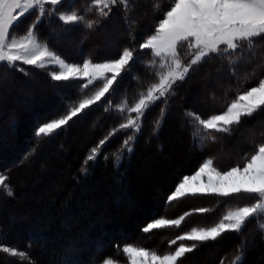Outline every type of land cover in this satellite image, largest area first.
<instances>
[{
	"label": "trees",
	"instance_id": "1",
	"mask_svg": "<svg viewBox=\"0 0 264 264\" xmlns=\"http://www.w3.org/2000/svg\"><path fill=\"white\" fill-rule=\"evenodd\" d=\"M73 3L84 5L86 0H69L65 7H69ZM157 4L160 6L159 9L154 8V5ZM169 4L170 0H133V6L127 12L117 5L106 18L89 16V19L96 21L93 28L88 29L80 25L65 34L71 35L80 31L82 33H98L111 27L115 34L123 33V37L117 39L113 49L103 43L100 38L93 39L88 43L84 33L76 43L80 49L77 56L70 53L71 45L65 46L66 52L62 53L57 51V47L54 50L49 43L47 44L69 62L80 63L85 59L93 62H104L116 59L123 49L134 47L145 36L152 33L156 22L162 18V12L167 10ZM146 12L150 15H146ZM130 13L136 14L132 21L129 20ZM53 23L57 28L62 26L61 30H64V26L56 17L55 20L53 17H45L37 25L41 40H43L41 34L43 30L40 27L53 29L55 28ZM74 29L77 30L73 32ZM147 51H138L135 54L134 62L118 78L109 95L106 94L104 98L86 109L85 113L74 117L67 125L48 137L40 139L35 137L36 123H26L31 117L29 113H20V117L18 115V117L14 116L8 120L5 118V114L0 118V120H6L7 123L4 122L8 124V134L11 135L16 144L23 143L19 150L20 155L15 159L13 166L2 160L4 154L0 150V174L3 170L1 166L6 167L5 174L11 178L9 175L11 170L20 167L22 162L27 159L29 163H32L30 170L33 173L46 176L45 182L42 181L44 183L38 185L44 187L46 184V191L51 192L49 194L50 199L44 203H34L31 200L27 204L32 208L48 206V213L55 218L56 223L48 226L47 235L52 236L54 231H58L63 237L61 242L55 245L46 243L44 246L45 257L40 258L36 254L37 260L33 256L34 252L37 253V248H40V245L38 246V243L32 240V234L22 237L21 243L23 242L25 249L33 255V264H96L102 258L115 255L125 245L141 243L140 240L143 236L147 239H153L147 248L160 253L171 252L176 244L181 242L177 241L176 244H170L171 240L176 239L185 230L211 226L230 208L254 202L252 198L243 195L239 197L189 195L177 199L176 202H168V197L184 176L193 174L208 158L213 159L216 167L224 169L234 162L242 163L243 154L244 156L250 154L247 149L243 148L239 154H235V157L228 156L226 158L221 156L219 150H226L228 145H232L234 139L238 138L244 128L255 126L261 119H264V109L255 112L250 117H242L240 124L233 125L229 133H213L216 137L215 141L205 140L203 142L194 138L193 125L186 113L194 112L201 118L221 113L237 94L256 85L261 76H264V43L258 42L251 54L244 56L236 69L235 76L232 74L227 60L217 57L215 54L211 58H205L199 65L191 68L183 81H178L175 84L173 88L174 97H168L166 102L157 101L144 113L138 132L124 131L120 128L121 123L125 122L127 115L135 117V114H122L119 109L126 104L134 103L139 94L145 91L155 79V70L148 66L152 57L147 54ZM181 57L183 58L182 50ZM218 68L223 70V76L225 81L229 82V88L225 90L216 88V91L210 93L211 100L209 103L193 106L186 101H180L179 97L184 98L183 92L190 93L200 90V81L205 78L194 80L193 86L186 88L193 76L200 71L210 72L208 79H211L212 76H215ZM48 71L47 68L30 67L25 69L27 75L25 72L22 73L13 69L10 71L20 83L22 80L25 83L27 78L30 79L28 80L29 83L32 82V77L33 80L43 78L44 83L52 90L60 89L61 95L58 96L48 87L50 89L49 96L52 97V100L59 99V101L57 100L59 107L54 112L46 111L42 114L37 121L38 123L39 121L43 122V119H51L54 116L59 117L65 114L70 105L81 94L78 87L82 83L81 81H55L51 79ZM69 86H74L73 90ZM93 86L95 84L90 88L94 89ZM185 88L187 91H184ZM90 93L91 91H87V94L81 95L87 96ZM124 100L126 102L122 103ZM161 109H163V116H161ZM175 112L180 116L178 117L179 124L173 119ZM158 119L160 124L157 128L154 125ZM260 127L264 128V123L260 124ZM130 133L134 137L131 151H125L121 159L116 162L115 156L122 149L120 148L121 144ZM88 134H90L91 139L85 141L84 138ZM77 136L79 138L73 143L68 142ZM218 136L223 139L220 141L222 146L219 145ZM262 137H264V133ZM101 141H104L103 145L100 144ZM255 144L253 143L252 147ZM93 148H98V154L95 159L88 160L87 157ZM251 149L253 150V148ZM27 151L31 152L28 157ZM50 153L53 154L48 155ZM46 157H49L47 162H45ZM60 160H63V163H60ZM43 162L46 164V167L43 165L44 169L40 166ZM23 168L25 167L19 168L12 174L13 183L11 186L14 188V196L17 197L22 191L17 182L23 177L21 174ZM60 176H63L64 179L59 188L52 191L51 187H47L51 181ZM23 191L29 194L35 193V189L29 187ZM14 196L6 197L7 204L18 206ZM83 201H88L93 207L88 212L89 218H96L103 212L106 220L110 221L109 227L112 228L113 224L120 223L126 231V236L108 235L104 241H100L98 248L91 246L80 249L81 245H79L78 251L71 249L66 244V239L82 237L84 233L80 232V227L81 225L87 226L89 223L79 212ZM201 208L211 209V211L206 213L196 211ZM183 214H187L184 220L185 224L183 223L184 226L175 228L168 226L148 233L142 230L148 223L160 217L167 215L178 218ZM67 218L69 223L74 221L73 224H69L64 229L59 226L58 220H66ZM6 223L5 220L3 224L5 229H7ZM101 224V222L97 223L89 232L95 234L94 232L101 227ZM258 224L259 219H250L239 232H226L215 241L200 243L194 251L185 254L178 261V264H222V262L223 264H232V259L237 254L238 249L243 253L241 264H259L261 256L264 255V231L258 227ZM251 235L254 238L258 237L259 243L256 248H251L246 244V239ZM159 237L161 240L158 239Z\"/></svg>",
	"mask_w": 264,
	"mask_h": 264
},
{
	"label": "snow or ice",
	"instance_id": "2",
	"mask_svg": "<svg viewBox=\"0 0 264 264\" xmlns=\"http://www.w3.org/2000/svg\"><path fill=\"white\" fill-rule=\"evenodd\" d=\"M69 0H0V67H7L25 72L23 65L46 69L55 65L58 70L49 73L52 80L83 81L78 87L81 94H92L80 99L69 107L60 118L46 122L35 130V137H48L74 117L96 104L113 90L118 78L135 60L138 51L148 50L152 57L149 67H156L154 82L141 92L138 99L121 107L122 114L134 113L135 118L127 115L121 129L138 132V120L157 101H167L173 94V86L183 81L191 68L200 64L213 54L229 62L232 74L246 54H251L254 46L264 43V0H170L167 10L162 12L151 34L132 48H125L118 58L93 62L84 60L80 64L69 63L42 41L37 25L45 18L56 17L65 31L83 25L93 28L95 19L108 17L117 5L127 12L133 6V0H86L84 10H78L76 4L65 7ZM159 4L154 8L159 9ZM34 12V19L23 31L19 32L16 22L26 13ZM181 49L191 58L184 62ZM27 75V73L25 72ZM110 74V75H109ZM99 82V83H97ZM96 85L94 89L90 86ZM264 109V76L257 84L237 94L219 114L201 118L194 112L186 115L193 125L194 138L201 142L215 141L213 133H229L233 125H238L242 117H250ZM107 110V109H106ZM163 116V109H161ZM155 121L154 127L159 126ZM134 139L129 135L124 141V148L131 151L129 142ZM104 141L100 144L103 145ZM98 148H93L88 160L95 159ZM7 177L0 174V189L11 195ZM188 195H215L218 197H239L241 195L254 200L251 204L238 205L226 211L219 220L207 227H194L181 234L170 244L178 240L191 241L189 245L180 244L174 251L159 254L136 246H125L122 251L128 257V264H178L187 253L195 250L198 244L217 240L223 233L239 232L250 219H264V142L254 145L250 154L242 157V163L221 170L214 165L212 158L205 160L193 175L184 176L169 195L168 202ZM206 213L211 209L196 210ZM183 217L177 219L158 218L148 223L142 230L148 233L166 226L179 227ZM264 231V224H260ZM0 251L13 257H27V253L6 245H0ZM243 253L238 249L232 264H241ZM29 264L31 258L27 257ZM101 264H112L111 258H105ZM223 264V262H222Z\"/></svg>",
	"mask_w": 264,
	"mask_h": 264
},
{
	"label": "rangeland",
	"instance_id": "3",
	"mask_svg": "<svg viewBox=\"0 0 264 264\" xmlns=\"http://www.w3.org/2000/svg\"><path fill=\"white\" fill-rule=\"evenodd\" d=\"M77 6H78V10L83 11L85 4L84 5L78 4ZM69 7H71V5ZM150 11H151V9H150ZM134 14L135 13L129 14L130 15L129 16L130 21H132L134 16H136V14L135 15ZM34 15H35L34 12H29V13H26L25 16L21 17L20 20L23 23L20 20L16 22L17 30L19 32H23L28 27V25L33 21ZM146 15H150V13L146 12ZM53 20H55V17H53ZM125 22L127 23V20ZM52 25L54 26V23ZM54 27L55 28H53V29H51V28L46 29L47 27L44 28L42 26L40 27V29L43 30L41 33L43 35L42 41L49 43L54 50H56V47H57L58 48L57 51L62 52V53L66 52L65 46L71 45L72 47H71L70 53L73 56L79 55L80 49L78 48L76 43L81 39L83 33H84V36L88 39V41H87L88 43L93 39L100 38L103 41V43L108 45V47L111 49H113L116 46L117 39L123 37L122 32L117 33V31H116L117 34H115L113 32L114 29H112L111 27H108L107 29H103V30H101V32L99 31L98 33H96V32L95 33H87V32L82 33V31L76 33L75 31L77 29H74L73 32H75V33L74 34L72 33L71 35H65L66 33H68V31L61 30L62 26L60 28H57V26H54ZM59 47H60V50H59ZM181 50L183 52V58L181 57V59L184 62H187L191 57L186 55L185 49H181ZM60 57L62 59H64L62 56H60ZM64 60L66 62H69L66 59H64ZM108 61H110V60H108ZM82 62H80V63H82ZM69 63H74V62H69ZM80 63H76V64H80ZM195 66H197V65H195ZM22 67L24 69H26L27 67L34 68L32 66H29V65H23ZM153 69L155 70V72L157 71L156 67H153ZM47 70H49L48 73H50L52 71H57L58 68L55 65H50L47 68ZM10 71H11L10 68L0 67V118L5 114L4 116L8 120L9 118H11V119L14 118V116L18 117V115L20 113H25V114L29 113L31 117L27 120L26 123L27 124H31V123L34 124V122H35L36 123L35 130H36L39 126L43 125L44 123L50 122V121L55 120L57 118H60L61 116L64 115L63 114L59 117L54 116V118L52 117L51 119L50 118L43 119V122L39 121V123H38L37 121L40 119L42 114H44L46 111H49L50 113L54 112L55 109L57 107H59V103H58L59 99L56 98L58 101L52 100V97L49 96L51 88L44 83L43 78H37V79L33 80V77H32L31 78L32 82H30V83L28 81L30 79L27 78V81L25 83H24V80H22L20 83L19 80L14 78L13 74H11ZM18 72H20V71H18ZM22 73H24V72H22ZM209 73L210 72H201L200 71L195 76H193L192 79L189 81L188 85H186V88L192 87L193 86L192 83L195 82L194 80H197L198 78H203V79L205 78L203 80L204 82L200 81L201 82L199 84L200 90L199 91H191L190 93L189 92H183V94H184L183 97L185 99L182 97H179L180 101L181 100L186 101V102L192 104L193 106H197L200 103H206V102L209 103L211 100L210 93L212 91H216V88L224 89V90L226 88H229V82L225 81V78L223 76V70L221 68H218V70L215 73V76H212L211 79H208ZM81 82L83 83V81H81ZM97 83H99V82H97ZM220 85H221V87H220ZM48 87L50 89H48ZM93 87H96V85ZM174 87H175V85L173 86V88ZM69 88H71L73 90L74 86L73 87L69 86ZM186 88L184 91H187ZM52 91L55 92V94H57L58 96L61 95L59 88H55ZM91 94H92V92L89 95H91ZM80 95L77 97V99L74 100V102L70 105V107L73 106L80 99L87 98V96H88V95L87 96H82V95L80 96ZM108 95H109V93H108ZM174 95H175V93L173 90V94L169 95V98L174 97ZM47 97H48V99H47ZM133 100L135 101V99H133ZM136 100H137V98H136ZM123 102H126V101L124 100V101H122V103ZM217 114H219V113H217ZM209 116H207L206 118H208ZM19 117H20V115H19ZM178 117H180V116L178 114H176V112H175L173 119L177 123L179 120ZM133 118H135V117H133ZM4 121L6 122V120H0V150H1V153L4 154L2 157V160H4L9 165L13 166L15 164V159H17V157L20 155L19 150H20V147L22 146L23 143L22 144H19V143L16 144V142L13 140L11 135L8 134V130H9L8 124H6L7 122L5 123ZM125 122H126V120H125ZM263 123H264V119H261L257 124H255V126H252L250 128H244V130H242L241 133L239 134L238 138L234 139V142H232V145H228V148L226 150L225 149L219 150V153L221 154V156L226 157V158L228 156L229 157H235V154H237V153L239 154L243 148L247 149L248 153H251L250 152L252 150L251 148L254 147V146L252 147L253 143L257 144V143L264 142V137H262V134L264 133V128L260 127V124H263ZM140 124H141V120H138V126H140ZM123 130L125 131V129H123ZM127 130H132V129H127ZM133 132L136 133V131H133ZM130 135L133 136L132 133H130ZM77 138H79V136L75 137L73 140H70L68 142L73 143ZM127 138L128 137H126L124 139V141ZM220 138H222V137H219V139H218L219 145H221L220 141H223V139H220ZM84 139H85V141L91 139L90 134L86 135ZM133 140L129 142L130 147L133 146ZM124 141L122 142L121 147H120L122 149L115 156L116 162H118L121 159V157L123 156L125 151L129 152L123 146ZM30 153L31 152L27 151V153H26L27 157H28V155H31ZM52 154L53 153H50L48 155H52ZM243 156H244V154H243ZM48 158L49 157H46L45 162L48 161ZM45 162H43V164L40 165L42 169H44L43 165L46 167ZM60 163H63V160H60ZM238 163H241V162H238V161L234 162L233 164H231V166L224 168V169H221V170H225V169H228L230 167H233V166H235V164H238ZM22 167H25V168H23V170H21V174L23 177H22V179H20L17 182V184L19 185V188L20 187L22 188L21 189L22 191L19 194V197H17V196H14V194H13L14 188H12V186H11V183H13L12 174L14 172H16L19 168H22ZM5 168L1 166V169H3L1 174L4 176L7 175V174H5L6 173ZM30 169H32V163H29L27 161V159H25L22 162L20 167H18V168L16 167L15 169L11 170V172L9 174V175H11V178H9L10 176L8 177V175L6 176L7 177L6 183L10 186L11 195H9L6 190L0 189V245H6V246H9L11 248L18 249L21 252L27 253V257L31 258V264H33V258H32L33 255L25 249V244L23 242L21 243L22 237L32 234V240H34L35 243H38V246L40 245V248H37L38 249L37 253L34 252V256H33L34 258H35L36 254L40 258H44L45 257L44 246L46 245V243H49L51 245L52 244L55 245V244L61 242L63 237H62V234L59 233L58 231H54L53 232L54 234L52 236L47 235L48 231H49L48 226L49 225L51 226V225L56 223L55 218L51 217L50 214L48 213V210H47L48 206H41V207L32 208V207L28 206V204H27L31 200H32V202L34 201V203L35 202L36 203L37 202L44 203V202H46V200L50 199L49 194L51 193V192L49 193L48 191H46V189H45L46 184L44 185V187H43V185H41V186L38 185L39 183L41 184L42 181H44L46 179V176H44L42 174H37V173L35 174ZM193 174H191V175H193ZM63 179H64L63 176L56 177L55 180L51 181L47 187H51L52 191H54L60 187ZM27 187L35 189V193L29 194L28 192L23 191V190H26ZM7 196L8 197L14 196L13 197L14 200H16L19 205L16 206L14 204H9V203L7 204V198H6ZM173 201L176 202V200H173ZM232 208H234V207H232ZM92 209H93V207H91V205L88 201H83L81 203V210H79L80 215H83L85 220L86 221L88 220L89 223L87 226L81 225L80 232L84 233L82 235V237L74 238V239H71V238L66 239V242H67L66 244H68L69 247H71V249H73L74 251L75 250L78 251V249L80 248L79 245H81L80 249H86V248H89L91 246L93 248H98L100 243H101L100 241H104V239L108 235L119 234V235H123V236L125 235L126 236V231L123 229V227L121 226L120 223L113 224L112 228L109 227L110 221L106 220V217L103 215V212L100 213L96 218H89L87 215H88V212ZM186 216H187V214H183V216H181V217H183V220H182V223L180 224V226H182V225L184 226V224H185L184 220H185ZM160 218L177 219V217L174 218V217H169L167 215L164 217H160ZM178 218H180V217H178ZM5 220L7 221V223H6L7 229H5V227L3 225L5 223ZM73 221H72V223H69L68 218L66 220L60 219V220H58L60 225L59 224L58 225L65 229L68 227L69 224L70 225L73 224ZM99 222L102 223L101 227H99V229H97V231L94 232L95 234L90 233L89 230H91V228L94 227L95 225H97V223H99ZM260 224H264V219H259V224H258L259 226L258 227H260ZM105 225H107V226H105ZM166 227H168V226H166ZM171 227L175 228V226H171ZM162 228H165V227H162ZM186 232H188V231L185 230L181 234H184ZM252 236L253 235L249 236L246 239V244L248 246H250L251 248H256L258 246V243H259L258 237L254 238ZM160 237L158 238L159 240H161ZM173 240H175V239H172L171 241H173ZM140 241H141V243H139V244L125 245V246H136V247H141V248L156 252L155 250L147 248V245H149V243H151V241H153V239H147L145 236H143ZM178 241H181V242L176 244V246L173 248L172 251H174L175 248L178 247L180 244L189 245V244L193 243L191 241L186 242V240L185 241L178 240ZM143 243H145V244H143ZM125 246H123V247H125ZM123 247L120 250H118L115 255H113L111 257H107V258H111L112 264H128V257L122 251ZM263 249H264V246H263ZM156 253L166 254L169 252H164V253L156 252ZM27 257H19V256L13 257L10 254H6V253L0 251V264H29V260ZM104 260H105V258H102L96 264H101V262ZM259 264H264V255L261 256Z\"/></svg>",
	"mask_w": 264,
	"mask_h": 264
}]
</instances>
